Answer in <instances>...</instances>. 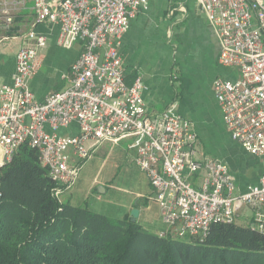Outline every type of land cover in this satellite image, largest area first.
<instances>
[{"label": "built area", "instance_id": "2783aa9c", "mask_svg": "<svg viewBox=\"0 0 264 264\" xmlns=\"http://www.w3.org/2000/svg\"><path fill=\"white\" fill-rule=\"evenodd\" d=\"M152 1L0 0V46L15 38L8 35L29 3L34 25H59L61 47H82L68 86L40 102L30 80L43 69L48 39L33 30L24 36L12 84L0 83V170L28 146L60 197L100 146L129 141L155 193L160 237L204 239L214 225L235 223L244 209L251 212L250 227L264 235V169L256 185L239 192L225 162L199 156L195 126L176 106L150 112L142 80L127 81L121 40ZM198 1L217 36L219 64L237 73L213 84L224 124L249 155L264 158V0ZM72 125L76 133H58Z\"/></svg>", "mask_w": 264, "mask_h": 264}, {"label": "crops", "instance_id": "0c3cea01", "mask_svg": "<svg viewBox=\"0 0 264 264\" xmlns=\"http://www.w3.org/2000/svg\"><path fill=\"white\" fill-rule=\"evenodd\" d=\"M34 20L31 4L28 3L27 7L18 12L13 28L15 33L9 36L15 37L14 47L17 49L9 67L2 69L5 65H0L1 84H12L16 70V54L28 32L33 30L46 36L48 45L53 43L55 47L56 45L60 46L58 44L59 25L52 24L54 27L52 33H39L36 30L38 25H34ZM81 51L80 44L70 49H64L67 55L66 70L59 80L48 82L46 87L39 82L46 70V56L41 52L44 60L43 69L30 80V87L38 101L43 102L50 93L68 86L67 78L71 66ZM219 52L220 45L216 33L206 15L201 11L198 0L152 1L147 9L140 10L131 20L130 27L123 36L120 46L122 66L127 81L133 83L137 79L142 80L146 87L143 96L150 112L162 114L176 106V113L194 124L199 137V148L205 138H213L212 132L214 131L213 127L211 128L209 119L211 113L205 97L208 95V98L212 97V100L213 98L215 100L213 84L217 79H233L237 76L235 71L219 64ZM199 69L210 74V80L206 87L191 84V80L190 83L188 82L187 77ZM176 82L180 84V87ZM191 85L195 88L194 104L192 108H189V106H183L182 91L186 93ZM215 106L218 110L216 101ZM159 107L161 108L159 109ZM72 132L76 133V128ZM230 140L235 143L236 148L241 147L232 140L231 136ZM213 142L212 139L210 142L204 143L208 149L210 146L212 151L210 149L209 151L213 154V158L231 166L230 170L236 178L239 192H245L249 187L258 183L264 169V158L249 155L246 163H241L238 160L230 161L227 159L230 157L223 154L226 150L225 144L216 145ZM108 158L111 159L112 164L114 163L112 171H104ZM135 159L136 152L129 148V141H122L118 145L104 144L100 146L94 153L93 168L90 166L88 170L84 166L78 181L73 185V189L68 192L63 202L87 206L94 212L118 219L132 218L131 215H125L123 209L120 208V200L112 203L113 196L110 199H104L106 189L103 187H98V192L95 195L90 193L94 182H98L99 178L111 185H114L115 179L120 178L122 180L118 181L120 185L129 187L126 192L131 194L132 210H139L136 220L143 226L159 233L164 225L159 207L155 202V193L145 174L137 167ZM94 160L96 161L94 162ZM242 213L238 218L242 220L241 222H247L248 225L250 214Z\"/></svg>", "mask_w": 264, "mask_h": 264}, {"label": "trees", "instance_id": "16d2710c", "mask_svg": "<svg viewBox=\"0 0 264 264\" xmlns=\"http://www.w3.org/2000/svg\"><path fill=\"white\" fill-rule=\"evenodd\" d=\"M56 187L28 146L0 170V264H264V235L249 224L162 238L130 217L64 203Z\"/></svg>", "mask_w": 264, "mask_h": 264}, {"label": "rangeland", "instance_id": "374dc122", "mask_svg": "<svg viewBox=\"0 0 264 264\" xmlns=\"http://www.w3.org/2000/svg\"><path fill=\"white\" fill-rule=\"evenodd\" d=\"M36 30L39 33H47L48 34V33L53 32L54 27L52 25H48V24L38 25L36 27ZM14 33L15 32L13 30L11 33H9L8 36L13 35ZM15 40L16 39H10L5 44L0 46V57H1L0 65H3V64L5 65V67H3L2 69L9 67L10 61L13 59V57L15 55V52L17 49V47H14V44L16 43ZM59 47L60 46H58V45H56V47H55L53 45V43H49V45L46 48L41 50V52L46 56V59H45L46 60V70L44 72L45 75L39 79V82L42 86L46 87V84L48 82H51L53 80H55V81L59 80L61 78L62 74H64V72L66 70L65 68H66V64H67V55L64 52V49H66V48H64V47L59 48ZM187 78H188L189 83H190V80L192 81L191 84L201 85V86L206 87V84L209 83L208 80H210V74L207 72H204L203 69H201V70L199 69L198 71L189 75V77H187ZM188 82H187V86H188ZM176 84L180 87V84L178 82H176ZM194 90H195L194 86L191 85L190 88L186 91V93L185 92L183 93V91H182V97H184L183 106H189V108H192V106L194 104V96H193ZM205 100L208 103V109H209V112L211 113V115H210L211 117H209V119L211 120V128L213 127L214 131L212 132L213 138H208V139L205 138L201 147L200 148L197 147L199 156L200 155H204V156H208V157L212 156V158H213V154L209 151L210 146L208 149V146L204 143V142L208 143V142H210V140L213 139L214 140L213 143L216 145L225 144L226 150L223 152V154H224V156L230 157V159L227 158L228 160H230V161L231 160L232 161L238 160L241 163H246L248 160L249 154L243 148H241L239 146H238V148H236L234 146L235 143L231 142L230 134L227 131V128L224 124L222 114H221V110H220V107H219L218 102L216 100V97H215V100H214V98L212 100V97L208 98V95H207L205 97ZM215 101L217 103L218 110L216 109ZM214 106H215V108H213ZM155 108L157 109V107H155ZM160 108L161 107H159V109ZM178 110H179V108H178ZM75 128H76L75 125H72L68 129H61L59 132L61 134H65L66 132H72L73 130H75ZM93 157H94V153L90 159L81 163L80 172H79L77 181L80 177L81 171L84 168V166H85V169H88V170L90 169V166H92V168H93V166H94V163L92 162ZM88 161H90V162L86 165V163ZM95 161L96 160H94V162ZM111 164H112V161H111V159L108 158L107 163H106L105 168H104V171H106V170L112 171L111 169L114 167V163L112 165ZM228 166H229V164H228ZM229 167L231 168V166H229ZM256 167H257V165H256ZM92 175H93V173H92ZM105 176H107V174H105ZM92 178H93V176H92ZM118 181H122V180L120 178L115 179L114 185H111L109 182H107L105 180H101L99 178L98 182H96V183L94 182V184H93L94 186L91 188L90 193H91V195L92 194L95 195V194H97L98 189L103 187L104 189H106L105 194H104V196H105L104 199L107 200V199H110L111 196H113L112 198L114 200L112 199V203L116 200H120L121 205L120 204L119 205H120V208L123 209L125 215H128V216L131 215L132 216L133 205H131V202H132V200L130 198L131 194L126 192V190L129 187H126L122 184L120 185V183ZM83 184H84V182H83ZM73 187L71 189H73ZM70 190L67 191L66 193H63L59 197V200L63 202L65 200V197L67 196L68 192H70ZM246 212L248 215L251 213L249 210L244 209L243 213H246ZM241 221L242 220H239V218H238L235 223L247 226V222H241ZM146 228H148V227H146ZM151 231H153V229H151Z\"/></svg>", "mask_w": 264, "mask_h": 264}, {"label": "water", "instance_id": "95a60500", "mask_svg": "<svg viewBox=\"0 0 264 264\" xmlns=\"http://www.w3.org/2000/svg\"><path fill=\"white\" fill-rule=\"evenodd\" d=\"M139 216V210L135 209L132 211V221H136Z\"/></svg>", "mask_w": 264, "mask_h": 264}]
</instances>
